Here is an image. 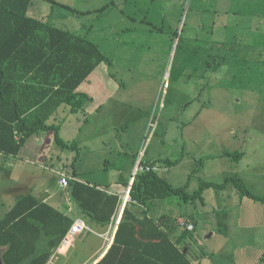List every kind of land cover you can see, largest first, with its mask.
Returning a JSON list of instances; mask_svg holds the SVG:
<instances>
[{"label":"rangeland","instance_id":"rangeland-1","mask_svg":"<svg viewBox=\"0 0 264 264\" xmlns=\"http://www.w3.org/2000/svg\"><path fill=\"white\" fill-rule=\"evenodd\" d=\"M40 1L42 9L31 15L52 23L57 21L60 27L96 43L110 59V64H103L102 70L113 75L118 87H122L98 112L78 114L68 119L70 122L64 121L59 131L65 142H77L78 148L73 146L63 151L55 143L53 150L67 154L63 159L65 165L82 180L122 190L131 178L127 173L132 165L125 155L135 154L138 160L141 154H154L161 156L158 161L162 172L170 169L165 166L166 160L181 162L169 170L170 174L174 172L172 178L179 185L183 184L184 173L189 172L192 184L195 178L198 186L202 180L207 182L213 167L220 175L211 178L220 184L221 175L240 174L242 164L252 160L237 163L231 156L230 160L212 163L209 155L219 157L226 152L242 151L264 156L263 86L257 87L259 94L249 93L243 86L236 89L237 93L207 89V95L198 94L203 70L213 73L218 68L223 73L219 81L226 84L236 83L234 76L242 80V76L251 72L260 81L264 80V0L59 1L61 5L65 3L85 12L76 16L59 8V4ZM69 14L75 16L72 24L66 23ZM184 16V30L176 39L175 33L180 32ZM195 23L205 28H196ZM212 54L225 58L223 64L220 58L209 57ZM199 61L203 66H199ZM171 65V89L166 86L165 93V75ZM205 66L208 70L203 69ZM229 72H233L232 78ZM22 154H26V149ZM147 159L151 158L147 156ZM10 164L4 162L0 171V213L8 205L1 206L3 202H18L31 191L35 193L34 186L42 183L39 176L28 175L26 179L25 161ZM119 167H124L123 174H118ZM162 172L163 176L170 175ZM252 175L255 177L254 172ZM252 175L247 179L248 187L252 185ZM196 183L194 191L199 189ZM256 184H264V179ZM212 206L210 202L207 209ZM211 233L210 227L201 222L193 233L194 240L202 244L200 249L205 254L217 256L221 252L218 249H224L229 240H209ZM77 245L69 256L75 263L88 254L81 244ZM231 248L228 245L224 251L230 252ZM219 259L234 264L233 260L239 258L232 254L226 261L216 257L214 262H220Z\"/></svg>","mask_w":264,"mask_h":264},{"label":"trees","instance_id":"trees-1","mask_svg":"<svg viewBox=\"0 0 264 264\" xmlns=\"http://www.w3.org/2000/svg\"><path fill=\"white\" fill-rule=\"evenodd\" d=\"M32 2L0 0V154L13 157H18L31 138L50 132L61 150L78 148L77 142H65L60 137L62 122L57 116L84 115L93 98L79 88L98 67L110 64L96 43L48 20L32 17ZM70 12L75 16L85 14L72 9ZM175 38H180L179 32ZM209 57L220 58V64L225 60L219 55ZM199 66H203L200 61ZM243 154L238 151L231 156L238 161ZM77 176L73 173V177ZM125 185L132 201L124 207L114 243L98 264L211 263L213 255L207 259L203 255L189 257L180 245L193 230L185 227L181 236L173 239L182 224H170L167 216L155 220L149 216L153 205L177 198L204 208L207 193L218 194L228 185H233L241 199L264 201L238 175L227 177L222 184L203 181L194 192H189L187 186L175 187L161 172L135 174ZM107 187L72 179L67 188L70 199L92 227L107 228L120 207L119 196L110 195ZM63 219L54 208L41 204L32 195L20 199L0 221L1 263L49 264L66 239ZM261 262L264 263V254Z\"/></svg>","mask_w":264,"mask_h":264},{"label":"crops","instance_id":"crops-1","mask_svg":"<svg viewBox=\"0 0 264 264\" xmlns=\"http://www.w3.org/2000/svg\"><path fill=\"white\" fill-rule=\"evenodd\" d=\"M59 1L60 0H49V2L54 5L59 4ZM42 5H43L42 1L33 0L29 9V14L30 15L32 13L35 14V12L40 11L43 7ZM58 7L65 9V11L69 13L71 9L77 10L75 6H73L74 8H71L69 7V5L65 3H62V5L59 4ZM81 13H85V12H81ZM185 17L186 16L183 17L181 21L182 22L181 26L179 28L180 35L184 30ZM73 18L75 19V16L69 14L66 23L72 24L73 21H75ZM56 22L54 24L59 28H62ZM194 27L200 28L202 27V25L195 23ZM197 42L199 41L197 40ZM102 67L103 65L98 67V69H96L94 73L88 78V80L85 83H83L82 86L79 88L80 92L86 93L93 98V102L90 105H88V107L86 108V115H92L98 112L103 107H105L112 100L113 96L117 94V91H120L122 88L121 86L118 87L119 84L115 81V77L109 74L105 69L102 70L103 69ZM171 68L172 65L168 67L165 75V81H166L164 83L165 93H166L165 90L166 86L169 90L171 89L169 83L170 80L169 75L171 72ZM216 73H218L217 76L215 75ZM228 74H230L229 75L230 78L233 77V72L232 73L229 72ZM222 75L223 73L219 71L218 68H215L213 73H207V71L204 70V72L200 74L202 84L198 94L207 95V89H211V92L215 91V89H221L224 91L230 90L229 92L235 91L237 93L236 89L239 90L242 89L243 87H245V90H247V92L249 93L257 92L259 94L260 91L256 90L257 87L263 86L264 88V80L262 81L258 80V78L255 76L253 72L246 73L245 76L241 77L242 80H240L238 76H234L233 78L236 81V83L234 84L232 81L228 82L227 84L226 82L223 83L222 81H219ZM206 76L209 77L206 78ZM248 89H250L251 91ZM238 102H240V100ZM165 107L166 105H164L162 108L165 109ZM199 114L200 112L197 114V117ZM63 116L64 118H67L65 120L66 122L68 121V119H72L77 115H69V114L67 115L64 113ZM57 117L58 120L60 118V122H62L60 126L61 127L64 126L63 125L64 118H61L60 115H58ZM58 120H56V122ZM70 121L71 120H69L68 122ZM125 128H127V126ZM141 141L139 143H141ZM53 145H55V137L53 136L52 132L42 134L39 137H33L26 143L25 147L21 150L18 157L0 154V166H1L0 171H2L4 168V162H9L12 164L16 162V160H19L20 162L25 161L26 179L28 175L32 177L39 176V182H42L40 183V185L34 186L32 190H35V193L31 191L30 195L34 196L41 204H47L50 207L54 208L62 217H64L63 223L65 229L67 228V235L65 237L67 238V242L63 244L64 242L63 241L62 244H60L55 254L49 261V264H54L55 261H57L56 263L58 264H98L110 250L111 246L114 243L116 234L110 238L109 242H107L103 238V236L107 232H109L110 225L107 228H96L86 223L85 218L82 215L81 211L77 209L75 204L70 199L69 191L61 187L60 181H61V176L65 175L72 177L75 180L81 181L82 183L89 184L90 182L89 181L85 182L80 178V176L73 177V173H77V172L75 170L69 171L68 167L65 165L63 160L66 158L67 154L56 152L55 150H53L54 147ZM25 149H26V154H22ZM240 149L244 150V147ZM231 155L232 154L230 155L220 154L219 157L209 155L208 159L210 160L213 159L212 163H215L216 160L219 159L228 158L230 160ZM147 156L151 159L150 160L147 159ZM124 158L127 159L126 160L127 162L129 160V165H132L129 166L130 171H128L127 173L130 174L131 176L130 180L128 181L129 183L132 180L135 170V165L138 160L144 163L145 165L156 164L159 167L162 165L158 161L161 158L160 155L141 154L139 155L138 160H136L135 154H126ZM247 159H250L252 161L250 163L248 162L247 164H244L243 162L246 161ZM170 162H171L170 160L165 161V166L168 168L170 167V169L175 165L180 166L181 164V162L178 160L176 161L177 163L175 165L169 166ZM240 162L243 163L241 166L242 172L240 174L237 173L236 174L241 179H243L247 185L248 183L247 179L254 172L255 177H253L252 175V181H253L252 185L247 187L255 195L264 197V190H262L264 184L261 185L256 184L260 180L264 179V156L260 157L258 154H243V157L240 160H238L237 163ZM169 170L166 172L164 170L162 172L161 170L160 172L168 173ZM191 172L193 173L194 171L191 170ZM119 173L120 174L124 173V167H121L120 171L118 170V174ZM173 173L174 172L170 174L169 172L170 175L168 176L164 175V176H166L168 180L175 187L187 186L189 192H194L193 185L196 183L197 179L195 178L192 184V179L188 178V176H190V172L184 173L182 185L176 183L178 182L176 178L175 179L172 178ZM218 175H220V173L217 171V169H215V167H213L212 172L207 175V177L210 178V179H206L207 182L214 183V179L211 178V176L214 177ZM234 175H221L222 180L218 183L222 184L224 183L227 177ZM46 176H49V178L46 179ZM202 182L203 180L200 181V183ZM125 184L126 183H124V189L122 190L119 191L115 190L113 189V185L111 186L109 185L106 191L110 195L119 196L120 200H122L123 196L125 197L129 191L128 190L129 188H127ZM98 185L101 186L100 184ZM197 186L198 183H196V187ZM232 187L233 185H228L224 190L218 192V194H216V192L214 191L207 193V204L204 206V208L202 206L197 207L195 204L192 203H188V204L184 203L183 201H180L177 198L164 200V201H157L153 205V209L149 213V216L153 217L155 220H159L161 217L167 216L166 218H170L169 219L170 224L173 223L172 221L178 223L180 222L182 226L181 228H178V230L173 234L172 236L173 239H177L179 236H181V233L184 230L183 228L185 227L187 228L188 225L193 224L195 229L193 231H190L191 236L188 237L183 242H181L180 245V248L191 258H195V257L200 258L204 256L203 258L207 259L209 255H211V254H205L200 249L202 244L194 240L193 233L201 225V222H203L205 226H209L210 230L212 231L210 236H208L209 240L217 239V238L219 239L224 238L229 240L227 245L224 247V249H226L228 245H231L232 248L230 252H226L224 251L223 248L220 247L218 251L221 252L218 253L217 256H213L211 263L207 262V260H203L200 261V264H225L222 262L221 259H219L220 262H214V258L221 257L223 258L224 261H226L225 258L232 254L237 255V257L239 258L237 261L235 259L233 260L234 264H264L261 262V256L264 254V201L241 199L236 191L235 192L237 195H235L234 187L233 188ZM5 192L6 191H4V193ZM169 201H171V203ZM210 202H212L214 206H212L211 209H207V205ZM3 203L4 204H1V206H4L6 204L8 205L7 208L4 210V212L0 213V221L5 217L7 212H9L15 206L16 202L9 203L7 201V203L5 202ZM127 203L125 202L123 204L124 207L127 205ZM184 204H186V206H184ZM170 206H171V210L168 211L167 208H169ZM192 209L193 212H191ZM236 214L239 216L236 217L235 216ZM196 216L198 217V219H196ZM212 218L215 221H212ZM163 220L165 219L163 218ZM78 221H84L88 226L89 230L79 233L78 235L73 237L69 236L72 227ZM78 243L79 245L81 244L83 246V250H88V254L84 255L83 260H80L75 263L72 262V259H70L69 256L70 253L73 254V251L75 247L78 246L77 245ZM231 252L232 254H230ZM60 254L61 256L59 257Z\"/></svg>","mask_w":264,"mask_h":264},{"label":"built area","instance_id":"built-area-1","mask_svg":"<svg viewBox=\"0 0 264 264\" xmlns=\"http://www.w3.org/2000/svg\"><path fill=\"white\" fill-rule=\"evenodd\" d=\"M1 169V166H0ZM161 168L156 165V164H147L145 165L144 163H142L141 161H137L136 165H135V170H134V174H138V173H150V172H160ZM73 178L69 177V176H65L62 175L61 176V181H60V185L62 188H69L70 186V182L72 181ZM74 180V179H73ZM129 190V189H128ZM132 201L131 197L129 196V191L126 194V196L122 198L121 200V204L120 207L118 208V211L116 212V214L113 216L112 218V222L109 226V232H107L103 238L109 242L110 238L115 235L117 233L118 230V225L120 222V218H121V214L123 212L124 209V203L126 202H130ZM86 230H89L88 226L86 225V223L84 221H78L75 223V225L72 227L69 236H76L79 233H82ZM188 230H194V225L190 224L188 225ZM67 242V238L64 240L63 244H65Z\"/></svg>","mask_w":264,"mask_h":264}]
</instances>
